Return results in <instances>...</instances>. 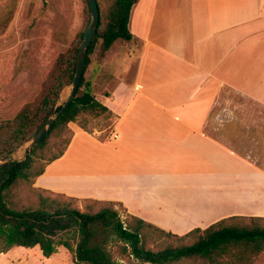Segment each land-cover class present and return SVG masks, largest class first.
<instances>
[{
  "label": "crops",
  "instance_id": "1",
  "mask_svg": "<svg viewBox=\"0 0 264 264\" xmlns=\"http://www.w3.org/2000/svg\"><path fill=\"white\" fill-rule=\"evenodd\" d=\"M129 31L91 55L89 85L110 117L70 124L34 188L120 204L177 236L264 218V0H138Z\"/></svg>",
  "mask_w": 264,
  "mask_h": 264
},
{
  "label": "trees",
  "instance_id": "2",
  "mask_svg": "<svg viewBox=\"0 0 264 264\" xmlns=\"http://www.w3.org/2000/svg\"><path fill=\"white\" fill-rule=\"evenodd\" d=\"M96 1L99 25L87 51L84 71L98 40L102 41L105 50L118 41L127 43L133 40L129 21L138 0H111L106 11H102ZM77 51L78 48L75 49L71 65L57 66L51 88L41 101L44 116L38 120L31 136L40 129L62 90L71 85ZM100 117L109 118L110 112L95 99L83 73L74 99L28 159L0 168V255L16 247H38L44 258H50L58 247H63L73 253L76 264H118L105 247L110 237L123 245L124 254L132 256L140 264H254L264 253V218L259 217L225 218L205 230L194 229L184 236H177L130 215H126V220L122 221L119 209L123 212L124 209L120 204L80 201L42 189L36 191H45L76 203H89L94 209L89 211L88 207L82 212L69 203H61L40 194L37 207H14L11 197L17 185L30 179L33 186L46 166L62 157L73 137L69 125L75 124L84 131H90V125ZM28 119L27 114L21 116L18 129L13 134L15 138L24 133V122ZM55 132L67 134L62 149L34 172V154L45 146ZM27 140L22 138L15 145H7L4 154L14 151ZM60 235L67 237L62 238ZM163 243L167 244L155 250L147 247L149 244L157 246Z\"/></svg>",
  "mask_w": 264,
  "mask_h": 264
},
{
  "label": "rangeland",
  "instance_id": "3",
  "mask_svg": "<svg viewBox=\"0 0 264 264\" xmlns=\"http://www.w3.org/2000/svg\"><path fill=\"white\" fill-rule=\"evenodd\" d=\"M98 2L102 11H106L111 4V0H98ZM89 22L90 9L87 0H0V158L7 155L4 154L7 145H15L22 138H26L28 140L25 143L10 152L19 159L23 158L25 148L36 135L31 136V134L38 120L44 116L41 101L51 88L56 68L59 64L71 65L75 49L79 48ZM120 43L123 44L121 41L117 42ZM94 51L100 54L105 51L101 40L96 42ZM92 58L90 56L89 65L84 71L87 82H89ZM127 64L128 60L121 63L120 69L124 70ZM69 92L70 87H65L60 93L59 101L63 102ZM221 109L226 114V92L222 95L220 104L216 106V116ZM24 114L29 117L24 122L26 124L24 133L15 138L13 134L18 129L20 118ZM216 116H214L215 121ZM224 116L226 119V115ZM47 117L48 115L45 120ZM103 125L107 126V123ZM69 130H71L70 125ZM66 137V133L61 135L55 132L45 146L36 151L34 172L42 168L62 149ZM2 153L4 155H1ZM39 194L61 203H69L71 207L82 212L88 207L89 211L94 209L89 203H76L45 191L37 192L30 179L20 182L13 190L12 205L18 209L37 207ZM119 212L121 220L125 221L123 210L119 209ZM60 237L67 236L60 235ZM166 244L157 246L149 244L147 247L155 250ZM105 247L118 264H140L132 256L124 254L123 245L114 238H108ZM0 264L76 263L73 253L63 247H58L57 252L50 258H44L38 247L31 249L16 247L0 255ZM254 264H264V253Z\"/></svg>",
  "mask_w": 264,
  "mask_h": 264
},
{
  "label": "water",
  "instance_id": "4",
  "mask_svg": "<svg viewBox=\"0 0 264 264\" xmlns=\"http://www.w3.org/2000/svg\"><path fill=\"white\" fill-rule=\"evenodd\" d=\"M90 9V22L83 34L82 42L78 48L75 60L74 75L71 82L70 92L67 98L60 102L59 99L55 102L51 108L47 119L38 130L36 135L29 141L28 146L24 150L23 158L19 159L14 153H9L2 158H0V168L11 163H20L28 159L29 155L35 150V148L40 144V142L47 136L50 129L54 125L55 121L62 114L64 109L69 105V103L74 99L76 92L80 86L81 79L84 73L85 61L87 57V51L94 38L99 25V12L96 0H87ZM60 107V108H59ZM59 110L57 111V109Z\"/></svg>",
  "mask_w": 264,
  "mask_h": 264
},
{
  "label": "built area",
  "instance_id": "5",
  "mask_svg": "<svg viewBox=\"0 0 264 264\" xmlns=\"http://www.w3.org/2000/svg\"><path fill=\"white\" fill-rule=\"evenodd\" d=\"M118 138H119V135L116 132L112 133L109 136V140H111V141H116V140H118Z\"/></svg>",
  "mask_w": 264,
  "mask_h": 264
}]
</instances>
